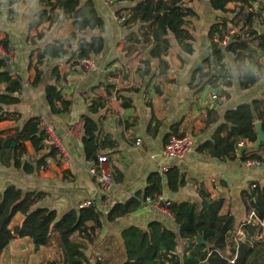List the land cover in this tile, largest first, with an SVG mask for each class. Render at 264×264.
Masks as SVG:
<instances>
[{
    "label": "crops",
    "instance_id": "0c3cea01",
    "mask_svg": "<svg viewBox=\"0 0 264 264\" xmlns=\"http://www.w3.org/2000/svg\"><path fill=\"white\" fill-rule=\"evenodd\" d=\"M93 1L107 23V31L103 33L106 48L103 54L93 58L96 69L87 72L80 67H72L67 57L57 55L65 50L66 39L73 32L70 21L59 17L58 23H46L39 30L30 32L29 24L34 14L41 10L40 0H19L11 5L8 4L9 0H0V45L5 38H10L11 48L6 51V58L11 62L14 76L24 81L22 103L6 108L21 113V120L0 122V138L15 135L30 117L43 116L54 125L71 156L70 160H64L57 153L55 160L47 159L50 165L48 169L33 174L14 166L7 168L0 162V193L12 184L27 192H44L46 197L40 206L56 210L60 217L80 206L91 204L108 214L114 204L124 203L143 193L150 174H161L163 168L176 166L184 175L183 186L178 192L170 191L166 176L161 174L163 195L158 200L200 205L202 199L199 190L202 188L210 193L212 199L225 200L222 213H230L234 217L238 232L250 217L243 192L251 181L264 183V163L260 167H248L240 157L221 160L201 152L200 147L213 141L216 130L224 123L227 110L264 99V54L256 49L258 59L251 70L255 72L257 82L247 90L241 89L237 57L232 53L226 54L222 64L228 78H221L218 70L213 68L209 69L210 75L205 80L197 76L193 80L192 77L210 52L209 34L213 25L223 22L227 26L234 24V13L240 11L241 5L230 3L226 11H221L212 9L210 0H184L183 6L191 11L186 28L194 38V53L185 54L173 40L167 57V73L160 74L158 70L151 80L142 73V62L148 58V51L154 44L153 34L162 11H124L120 16L119 11L131 9L134 4L116 0ZM256 12L259 15L255 16L250 28L264 35V4ZM117 17H125V21L121 23L116 20ZM40 31L44 32V37L32 45L31 37ZM93 35L101 34L90 32L88 36ZM76 46L77 42L72 43V51ZM44 50L48 54L39 60ZM113 61L118 62L111 65ZM152 66L156 67L157 62ZM54 69L58 72L57 76L52 74ZM112 73L120 77L116 96L113 94L115 89L109 92L105 88L106 84L111 85ZM228 81L230 86L227 85ZM49 84L57 85L66 99L72 102L69 112L52 113L45 94ZM215 92L225 95L226 100H215ZM93 102L103 104L96 114L91 115L99 127V141L104 144L100 148L99 158L107 157L105 169L113 173L116 182L109 202H106L97 178L88 172L94 165L86 161L82 143L84 130L79 136L73 132L74 126L83 125V115L89 114ZM183 134H190L193 138L190 154L182 160L163 157L162 151L169 138ZM240 144L239 152L257 147ZM45 145L49 148L46 142ZM24 147L28 155L23 157V162L34 163L48 153V150L36 153L30 142H25ZM25 220L26 216L18 213L11 227ZM155 220L177 232L175 223L157 212L154 204L148 201H143L137 210L125 218L104 222L103 228L93 233L94 242L87 244L89 264L124 263L127 257L121 237L123 229L135 226L146 230L149 223ZM73 239L81 240L77 234ZM179 249L183 252L182 245H179ZM226 252L230 253L229 247ZM219 253L222 255V252ZM63 260L57 238L39 250L35 249L32 238H17L8 248L0 251V264H49L53 261L63 264Z\"/></svg>",
    "mask_w": 264,
    "mask_h": 264
},
{
    "label": "trees",
    "instance_id": "16d2710c",
    "mask_svg": "<svg viewBox=\"0 0 264 264\" xmlns=\"http://www.w3.org/2000/svg\"><path fill=\"white\" fill-rule=\"evenodd\" d=\"M18 1L9 0L8 4H15ZM116 1L134 4L131 9L119 11L120 16L124 11L143 10L145 12L162 11L163 13L153 34L154 44L148 51V58L142 62L144 66L142 73L145 77H150L152 80L158 70L160 74L167 73L169 69L167 57L173 40L185 54L194 53V38L186 28L191 11L183 6L184 0ZM253 1L210 0V4L212 9L221 11H226L230 3L241 5L240 11L234 13L232 22L237 24L242 19H246L252 26L255 16L259 13L247 14L245 7ZM39 5L41 10L34 14L29 24V31L39 30L46 23L54 25L59 22V17L70 21L73 32L66 39L65 50L59 51L57 55L67 57V62L72 64V67L83 69L79 64L80 60L90 57L93 59L103 54L106 48L103 33L107 31V23L93 0H40ZM226 28V22L213 25L209 34L210 52L200 62L192 78L193 80L207 79L210 75V68L218 70L221 78H228L222 64L226 54L232 53L237 57L241 89L247 90L257 82L256 74L251 70V66L256 64L259 53L264 54V35L257 34L251 28L248 39L237 38L229 47L221 49L213 43V37L215 34H222ZM90 32H98L101 35L89 37ZM43 37V31L31 37L32 45L37 44ZM74 42H77V46L72 51ZM1 44L6 51L10 50V38H5ZM47 54L44 50L38 59H43ZM32 58L33 55L29 58L30 65ZM117 62L113 61L110 64ZM155 62L157 66L153 67L152 64ZM11 67V62L0 56V122L21 120V113L6 110L7 107L22 103L21 94L24 89L23 79L14 76ZM55 69L52 72L53 76L58 75ZM111 76L116 75L112 73ZM55 82L57 84L58 81ZM227 85L230 86L231 83L228 81ZM105 88L111 92L115 86L106 84ZM45 94L52 113L70 111L72 102L66 99L57 85H47ZM102 107L103 104L93 102L89 107V114L83 115L82 143L86 161L92 165H98L99 151L104 144L99 141V127L91 115L96 114ZM40 118L41 116H32L21 129L16 131L15 135L0 138V162L3 166L7 168L14 166L27 174H33L49 168L48 158L55 160L58 155L60 156L57 149L51 146L46 147V135L41 127ZM223 119L224 123L216 130L213 141L201 145L200 151L221 160H235L240 157L244 164L252 160L263 164L264 142L241 152H239V146L240 143L246 146L257 144L256 124L258 122L264 131V99L243 103L229 109L225 112ZM25 142H30L36 153L48 150V153L34 161L36 166L33 162H23V157L28 155V150L24 147ZM165 176L169 190L178 192L184 184V175L181 174L179 168L176 166L168 168ZM199 194L202 199L200 205L189 202L161 203L175 216L174 223L177 232L170 230L158 220L150 222L146 230L135 226L123 229L121 237L127 260L122 264H264V227L255 221L245 222L242 228L245 239L238 243L234 217L230 213H222L225 200L223 198L212 199L210 193L202 188ZM162 195L163 176L159 172H154L148 177L143 193H138L124 203L114 204L108 214L102 213L91 204L87 207L80 206L60 217L56 210L40 206L46 197L44 192H27L12 184L0 193V251L8 248L10 243L17 238H32L36 250L49 245L53 238H57L64 258L63 264H89L87 244L94 242L93 233L97 229L101 230L104 222L125 218L137 210L143 201H156ZM243 198L250 214L254 211L258 219L264 221V183L257 180L251 181L248 189L243 192ZM18 213L25 215L26 220L11 227ZM56 219H59L57 223H55ZM76 234L80 236V241L73 239ZM198 237H204L210 248L206 243H196ZM179 245L183 246V255H172L171 252L175 251ZM227 247L230 248L229 254L226 252ZM219 252H222V255ZM235 255L237 257L232 263ZM49 264L59 263L53 261Z\"/></svg>",
    "mask_w": 264,
    "mask_h": 264
},
{
    "label": "built area",
    "instance_id": "2783aa9c",
    "mask_svg": "<svg viewBox=\"0 0 264 264\" xmlns=\"http://www.w3.org/2000/svg\"><path fill=\"white\" fill-rule=\"evenodd\" d=\"M263 4H264V0H254L250 5L246 7V13L247 14L254 13L258 9V7H261V5ZM116 20L123 23L125 21V17H117ZM250 29L251 28L247 20L242 19L237 24H231L227 26L226 30L222 34H215L213 37V43L221 49H226L237 38H240L242 40L248 39ZM0 56L4 58L8 57L6 50L1 45H0ZM79 64L85 71L88 72H91L96 69V62L91 57L80 60ZM142 68H144L143 65ZM109 82L116 86L113 93L116 96L117 87L120 82V77L113 76ZM213 98L215 100H220V101L226 100V96L223 94L221 95L218 92H215L213 94ZM40 121H41V127L44 131V134L46 135L45 142L48 144V146L57 149L62 159L70 160L71 156L68 153L67 149L65 148L61 137L57 134L54 125L50 123L43 116H41ZM73 132L76 136H79L80 133L83 132V125L80 124L74 126ZM193 145H194V141L190 134H183L181 136H172L169 138L168 142L166 143L162 151V156L170 160L185 159L192 151ZM240 146L242 145L240 144ZM107 162L108 159L106 156L100 157L98 165L91 166L88 169V172L97 178L98 183L100 185V189L104 194V198L106 202H109L112 198V192L114 187L116 186L115 184L116 182L113 173L105 169V164ZM246 165L248 167H260L261 163L256 160H252V161H248ZM167 170H168L167 168H163L161 170V174L165 175ZM148 202L154 204V208L156 209L157 212L166 216L171 222L174 223L175 216L171 212H169L166 207H164L161 204L162 203L161 199L156 201L148 200ZM251 221L260 223L262 227H264V221L258 219L254 211L250 214L249 220L247 222L250 223ZM244 239H245V234L243 229H241L236 233V240L239 243L242 242ZM236 249L238 251V246L236 247ZM171 254L180 255L182 254V249H179L178 246L175 251L171 252ZM236 257L237 255H235V258L231 261L232 263L235 262Z\"/></svg>",
    "mask_w": 264,
    "mask_h": 264
},
{
    "label": "water",
    "instance_id": "95a60500",
    "mask_svg": "<svg viewBox=\"0 0 264 264\" xmlns=\"http://www.w3.org/2000/svg\"><path fill=\"white\" fill-rule=\"evenodd\" d=\"M157 89L159 90L160 87L157 86ZM256 126H257V132H258V141H257V144L256 145L258 146L259 144H261L262 142H264V131H263L262 126H261V124L259 122L256 124ZM58 221H59V219H56L55 220V223H57ZM196 241L198 243H206L204 237H198L196 239Z\"/></svg>",
    "mask_w": 264,
    "mask_h": 264
},
{
    "label": "rangeland",
    "instance_id": "374dc122",
    "mask_svg": "<svg viewBox=\"0 0 264 264\" xmlns=\"http://www.w3.org/2000/svg\"><path fill=\"white\" fill-rule=\"evenodd\" d=\"M88 72V71H87ZM249 220V219H248Z\"/></svg>",
    "mask_w": 264,
    "mask_h": 264
}]
</instances>
